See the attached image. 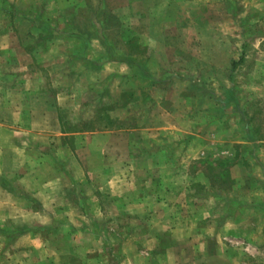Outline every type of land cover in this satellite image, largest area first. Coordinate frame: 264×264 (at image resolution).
Segmentation results:
<instances>
[{"label":"rangeland","instance_id":"1","mask_svg":"<svg viewBox=\"0 0 264 264\" xmlns=\"http://www.w3.org/2000/svg\"><path fill=\"white\" fill-rule=\"evenodd\" d=\"M0 131L78 172L11 168L0 264H264V0H0Z\"/></svg>","mask_w":264,"mask_h":264},{"label":"crops","instance_id":"2","mask_svg":"<svg viewBox=\"0 0 264 264\" xmlns=\"http://www.w3.org/2000/svg\"><path fill=\"white\" fill-rule=\"evenodd\" d=\"M2 136H3V133L0 131V140L2 139ZM38 136L44 140H48L51 137L49 135H42V134H39ZM6 143H2L0 141V195H3V196H5V198L9 199V202H8V203H10L8 206L9 209H11L13 206H16V207L19 206L20 199L17 196H15V194H14V193H18L19 188H14V186H12L10 184L9 187L12 190L11 189L8 190L4 186H2L3 180H4V184L6 185L8 182L12 183L11 179H13V180L18 179V177H15L16 174L11 171V168L17 169L18 167H20V165H24V163H27V165H33V166L29 167V169L32 170V173H30L29 176H27L26 178L29 179L30 182L32 181V184H41L45 188L57 186L58 199H59V196L61 193V185H60L61 180H64V179L68 180V185H67L68 189L75 187L73 185V181H75V176L78 175V172H76L74 166H73V169L69 168V170H68L69 172H64L62 174V173H60V171L58 169L53 168L52 164H47V170H44V171H46V173L44 175H42V176L34 175L33 173L35 172V168L39 167L40 169H42L41 168L42 165L36 166L35 162L30 160L29 157H27L26 160H24V153L27 152L25 150V147L21 148L17 145H14V143H12V139L7 141ZM42 167H46V165L42 166ZM6 170H7V175H5ZM61 174H62V176H61ZM65 191L66 190L63 189V192H65ZM24 192L25 191L22 190V193H24ZM37 192H38V190H37ZM67 193H69L68 190H67ZM40 201H41V199H40ZM40 203L42 204V207L44 210H45V208L48 209L47 205H44L42 203V201ZM55 205H56V207H59L61 205V202L56 201ZM3 206H4V204H3ZM13 210H15V209H13ZM10 223H16V225H17L16 227H18L21 230L25 229V227L29 226V225H36L37 227L42 226L39 223L34 224L32 222H21V223L10 222ZM27 233H25V235ZM23 236H24V234L22 235V237Z\"/></svg>","mask_w":264,"mask_h":264}]
</instances>
